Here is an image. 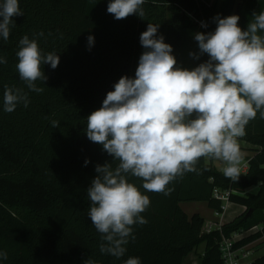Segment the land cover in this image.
<instances>
[{
    "label": "trees",
    "instance_id": "trees-1",
    "mask_svg": "<svg viewBox=\"0 0 264 264\" xmlns=\"http://www.w3.org/2000/svg\"><path fill=\"white\" fill-rule=\"evenodd\" d=\"M109 0H19L22 16L13 17L8 40L0 39V250L8 258L0 264H124L139 257L141 264H185L205 244L199 264H225L220 242L235 233L242 248L264 238V119L259 114L241 137L255 146L246 173L237 181L226 178L213 159L201 158L196 171L168 185L170 195L147 192L142 180L128 176L150 206L141 213L147 223L133 226V240L121 258L102 254V242L88 218L87 189L96 177V165L111 162L102 146L87 139V117L102 106L107 92L121 76L134 78L145 49L140 34L148 23L159 25L157 35L172 45L173 55L196 32H212L213 18L238 15L247 29L253 12L264 10V0H146L143 19L130 15L116 20L107 12ZM201 22L207 27H201ZM43 32V36L36 34ZM36 38L43 54L55 53L57 68L43 66L47 81H36L40 93L30 91L16 70L19 40ZM94 37L89 50L87 37ZM208 60L200 55L198 65ZM5 86L26 93L29 104L3 110ZM52 121L59 127L53 128ZM89 163L85 165V161ZM259 186L253 193L249 188ZM230 190L232 203L245 211L205 232L206 219L189 215L183 202H206L221 210L214 189ZM261 228H257L260 227ZM250 264H264V255Z\"/></svg>",
    "mask_w": 264,
    "mask_h": 264
},
{
    "label": "clouds",
    "instance_id": "clouds-1",
    "mask_svg": "<svg viewBox=\"0 0 264 264\" xmlns=\"http://www.w3.org/2000/svg\"><path fill=\"white\" fill-rule=\"evenodd\" d=\"M146 0H109L107 12L116 20L137 15L143 19ZM19 0H0V39L8 40L13 17L22 16ZM212 32H196L199 54L208 60L188 69L177 64L172 45L157 35L159 25L148 23L140 34L145 49L139 57L134 78L121 76L107 92L102 106L87 117L86 136L116 161L96 165V177L87 189L88 218L101 236L102 254L121 258L127 251L133 226L147 223L141 215L150 198L128 176L142 180L147 192L170 195V183L185 173L196 171L201 158L225 163L223 174L237 181L242 154L238 138L259 114L264 119V10L253 12L243 30L238 15L213 18ZM201 27L207 24L201 22ZM43 36V32L36 34ZM94 37H87L89 50ZM19 79L30 91L40 93L36 81L46 82L43 66L58 67L59 55L43 54L36 38L19 40L16 53ZM0 56V64H6ZM3 110L29 104L26 93L5 86ZM52 127H59L52 121ZM89 163L85 161V165ZM8 258L0 250V261ZM85 264H95L91 259ZM124 264H141L129 257Z\"/></svg>",
    "mask_w": 264,
    "mask_h": 264
},
{
    "label": "built area",
    "instance_id": "built-area-1",
    "mask_svg": "<svg viewBox=\"0 0 264 264\" xmlns=\"http://www.w3.org/2000/svg\"><path fill=\"white\" fill-rule=\"evenodd\" d=\"M226 165H224L225 167ZM223 167V168H224ZM249 165L248 163L240 164V172H246ZM223 171V169H222ZM230 190H222L220 188L214 189V196L222 201L221 210H216L215 215L218 218L217 223H208L205 232H211L214 229H221V225L223 224V219L231 205L230 200ZM257 228H261L257 227ZM241 233H235L231 237H225L220 242V250L222 253V257L224 259L225 264H249L248 258L250 255V250H247L246 246L242 248H236L235 243L238 239L241 238Z\"/></svg>",
    "mask_w": 264,
    "mask_h": 264
},
{
    "label": "crops",
    "instance_id": "crops-1",
    "mask_svg": "<svg viewBox=\"0 0 264 264\" xmlns=\"http://www.w3.org/2000/svg\"><path fill=\"white\" fill-rule=\"evenodd\" d=\"M238 144H239V147H240V151H241V154H242V162H241V164H243V163H248V165H249V161L251 160V158L253 157V155H254V153H255V151H254V149H255V146L253 145V144H251V143H249V142H247V141H245L244 139H242V138H238ZM213 163H214V159H213ZM216 166V165H215ZM217 167V166H216ZM224 167V166H223ZM248 169H249V167H248ZM248 169L246 170V172L248 171ZM246 172H244V173H246ZM249 191H251V192H253V193H257L258 191H259V186H253V187H251V188H249ZM203 202V201H202ZM203 203H205L206 205H207V203L206 202H203ZM190 205V213H188V210L187 209H185L184 207H183V203L181 204L182 205V207H183V209L191 216V215H193V214H195V213H199L200 215H202L205 219H206V223H205V228H206V226H207V224L208 223H210V222H212V223H217V221H218V218L217 217H215L216 215H213V216H210L209 215V217H208V210H210L211 208H208V205L206 206V205H203L202 203H194V204H201V205H194L193 203H189ZM191 204H193V205H191ZM203 208V211L201 210ZM245 207L244 206H242V205H239V204H235V203H231V205H230V212H231V214L230 215H227V216H225L224 217V219H223V222H228V221H231V220H233L235 217H237V216H239L240 214H242L244 211H245ZM213 210V209H212ZM229 212V213H230ZM228 213V214H229ZM243 235V234H242ZM241 235V236H242ZM262 242H264V238H262V239H259V240H257L256 242H254V243H252V244H249V245H247L246 246V248H247V250H250V248L255 244H261ZM263 245V244H262ZM202 246V249H201V251H199L200 250V248H198V250H197V253L198 254H203V252H204V250H205V244H202L201 245ZM193 254V253H192ZM191 254V255H192ZM200 254V255H201ZM200 255H199V257H200ZM262 255H264V248H263V246H261V247H259L258 249H256V250H254L252 253L250 252V255H249V258H248V262H249V264L251 263V262H253L256 258H258V257H260V256H262ZM188 258V257H187ZM199 264V263H198Z\"/></svg>",
    "mask_w": 264,
    "mask_h": 264
},
{
    "label": "rangeland",
    "instance_id": "rangeland-1",
    "mask_svg": "<svg viewBox=\"0 0 264 264\" xmlns=\"http://www.w3.org/2000/svg\"><path fill=\"white\" fill-rule=\"evenodd\" d=\"M188 44L185 45L177 54L176 59H177V64L180 67H184V68H188V69H192L196 66H198V60L199 59H194L192 56L189 55V53H197L199 54V49H198V44L194 39V36L187 42ZM208 160H210V158H208ZM214 164L217 166L218 169L222 170L223 166L225 165V163L223 161L220 160H215L214 159ZM189 203H202L203 205H206L205 203H203L202 201H198V202H183V207L185 209L188 210V213H190V204ZM191 204V205H193ZM194 205H201V204H194ZM207 206V205H206ZM209 208V207H208ZM203 211V208L201 209ZM208 217L215 215V211L210 209L208 210ZM230 207L226 213L225 216L230 215ZM229 213V214H228ZM216 217V216H215ZM263 244V245H262ZM263 246L264 248V242H262L261 244H254L251 248H250V252L252 253L254 250L258 249L259 247ZM201 251L202 246L199 247ZM201 254V253H200ZM197 252L193 253L192 255H190L186 261L185 264H198L199 263V255Z\"/></svg>",
    "mask_w": 264,
    "mask_h": 264
}]
</instances>
